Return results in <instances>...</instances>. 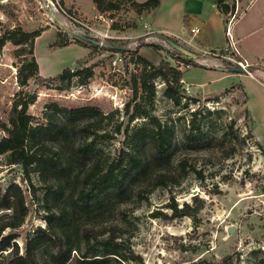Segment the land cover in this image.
Instances as JSON below:
<instances>
[{"label": "rangeland", "instance_id": "rangeland-1", "mask_svg": "<svg viewBox=\"0 0 264 264\" xmlns=\"http://www.w3.org/2000/svg\"><path fill=\"white\" fill-rule=\"evenodd\" d=\"M202 1L200 13L213 16L215 1ZM182 2L166 0L158 19L160 25L179 29ZM227 2L234 3L236 17L228 18L227 29L231 27L233 35H228L223 47L200 44L191 31V36L161 33L193 54L185 55L158 36L160 32L144 27L147 21L128 3L101 15L92 10L91 0H0V34L8 29H42L34 39V54L44 84L30 79L23 89L35 93L27 111L43 120L54 104L57 123L69 129L66 141L87 144V156L97 157L103 169L121 148H130L124 111L127 102H137L140 110H148L160 123L170 159L164 168L176 180L165 178V183L154 184V179L145 177L128 187H117L109 180L93 191L88 183L86 197L78 198L80 182L74 188L69 183L61 190L58 185L50 189L36 166L30 167L28 179L23 180L21 166L8 163L6 154H0V185L5 188L11 182L17 183L27 203L22 224L3 232L14 233L12 241L19 252L24 236L37 226H45L50 218L57 225L58 219L52 214L59 216L63 207L68 213L66 231L73 247L65 264H77L75 258L85 253L81 234L85 226L97 234L90 238V244L98 246L105 239L116 243L117 255L97 256L101 259L95 264H193L198 260L214 264L221 263L223 257L225 264H257L262 260L264 0H254L251 5L252 0ZM114 25L118 29H112ZM70 30L125 48L136 46L142 38L143 52L153 54L145 53L149 62L165 58L181 70L179 101L164 95L165 83L156 77L152 79L155 95L149 103L140 87L144 64L129 50L110 52L77 44H52L56 32L59 39L67 37L68 44L76 43ZM211 31L214 36L219 34L217 26ZM20 48L25 47L10 41L0 48V120H7L13 95L22 89L19 67L29 55L21 54ZM117 53L122 61L112 65ZM177 58L191 59L199 65L185 66ZM91 64L93 75L85 83L75 76L69 80L53 77L66 66L75 69ZM240 68L245 71H237ZM120 122L119 132L116 126ZM83 125L88 128L81 129ZM144 129L148 133L154 127L147 118L137 116L128 124L127 132L141 135ZM3 135L0 129V137ZM48 143L57 146L58 139L53 137ZM193 195L200 198L201 204L195 216H172L169 205H195ZM5 212L10 213V209H0V214ZM36 254L41 263L56 264L52 247L42 246Z\"/></svg>", "mask_w": 264, "mask_h": 264}, {"label": "trees", "instance_id": "trees-1", "mask_svg": "<svg viewBox=\"0 0 264 264\" xmlns=\"http://www.w3.org/2000/svg\"><path fill=\"white\" fill-rule=\"evenodd\" d=\"M60 1L63 3V0ZM91 1L101 15L105 12L112 13L118 10L123 3H128L136 12L158 5V0H145L143 2H137L136 0ZM216 7L223 15L222 24L225 31H227L228 18L231 16L232 18L236 17L233 11L234 3L229 4L227 0H216ZM109 19L112 21L113 17L110 16ZM111 28L118 29L115 25L111 26ZM41 30L8 29L0 34V48L6 41H10L15 45L25 47L20 48V53L29 55V58L24 60L19 67L18 81L22 89L13 95L7 120H0V129L5 132V135L0 137V154H6L8 163L21 166L24 175L23 180L28 179L30 167L36 166L41 180L50 189H53L54 185H58L61 190L63 184L68 185L69 183L74 188L75 184L80 182L78 198L86 197L87 192H84V189L88 183L90 185L89 189L93 191L109 180H112L117 187L134 186L136 182L145 177L154 179V184L165 183V178L176 182L172 175H169L167 169L164 168V165L168 164L170 159L166 152L165 140L160 133L161 125L148 110H140L137 102L132 105L127 102L124 111L127 116L124 131L130 139V148H121L117 155L105 164L103 169L99 166L97 157L89 158L87 156V151L85 150L87 144L66 141L69 137V129L64 124L57 123L56 110L52 109L55 107L54 104L50 106V112L44 115L43 120L27 111L29 104L35 99V93H30L23 89L28 86L30 79H33L38 85L44 84V78L39 74L38 63L34 56V39L40 35ZM157 35L160 37L164 36L161 33ZM73 39L77 44L94 50L110 52L131 51L132 54L136 55V60L144 64V70L140 77V87L149 103L153 101L155 95L152 79L156 77H160L165 83L164 95L174 102L179 101L181 70L177 66L171 65L165 58H161L157 64H153L141 56L139 47L145 43L142 38L136 46L125 48L124 50L100 47L74 36ZM69 41L67 37L59 39V34L56 32V39L52 44L56 47H63ZM146 45L153 49L158 48L153 43H146ZM177 60L182 64L184 63L185 66L191 64L199 65L191 59L177 58ZM146 66L148 69H146ZM253 70L254 68H250L251 72ZM92 75L93 65L91 64L86 66L79 65L75 69L66 66L53 77L69 80L75 76L80 83H85ZM137 116L147 118L154 130L145 133L144 129V133L141 135L137 131H132L129 134L127 132L128 124ZM121 125L122 122L116 126V130L119 132ZM87 128L88 125L81 126V129ZM53 137L58 139L57 146L54 147L48 143ZM178 162L181 165L182 159L178 160ZM33 192L31 190L30 193ZM193 200L196 202L195 205L185 203L183 206L178 207L175 203L170 204L172 216L188 215L194 217L201 204H199L200 198L197 195H193ZM25 202L24 190L17 183L11 182L5 188L0 185V209H10V213L0 214V264H46L41 263L36 254L37 250L42 246H50L54 249L56 264H65L73 247L69 242L70 235L66 231L67 225L65 223L68 220V213L63 207L60 208L59 216L52 214L58 219L57 225L54 223L55 220L50 218L46 220L45 226H37L31 234L24 236L21 252H19L18 245L12 241L14 233L3 234L6 228L13 230L22 224L27 211V203L25 205ZM81 234L84 239L85 253L75 258L77 264H95L101 259L97 256L117 255L116 243H110L108 239L103 240L98 246L90 244V238H96L97 236L96 231L91 227H82ZM225 260L226 257H223L221 263L225 264ZM200 262L213 264L205 260H198L193 264H200ZM221 263L217 262L214 264ZM257 264H264V257Z\"/></svg>", "mask_w": 264, "mask_h": 264}, {"label": "crops", "instance_id": "crops-1", "mask_svg": "<svg viewBox=\"0 0 264 264\" xmlns=\"http://www.w3.org/2000/svg\"><path fill=\"white\" fill-rule=\"evenodd\" d=\"M64 3L68 2V0H63ZM137 2H142L144 0H136ZM215 1V8H214V15H202L200 13L201 7L200 5L203 3L202 0H183V6L181 10V24L178 30H169L165 25H160L158 19L159 16L162 14L164 11L163 5L165 4L166 0H158V5L156 7L150 8V9H145L140 12H136V14L141 18L145 19L147 23H143L145 25L144 27L150 29V31H157L160 33H163L165 35H178V33H186L188 36L190 34V28L195 26L197 30L193 33V36L195 35L196 40L200 44L207 45L211 48H218V47H223L226 45L228 41V34H226V31L224 29V25L222 24V18L223 15L220 13V11L216 7V0ZM254 0L250 3V5L253 3ZM93 3V2H92ZM249 5V6H250ZM248 6V7H249ZM93 11H97L94 3H93ZM97 13H99L97 11ZM212 21H216L215 24H211ZM221 24V28H220ZM217 26V33L216 36L213 35L211 29ZM220 28V30H219ZM229 32L231 31L230 34L233 35L231 27H229ZM228 31V29H227ZM74 44V46L77 43H70L66 46H70ZM35 46V42H34ZM76 46L78 47H83L79 44ZM71 47V46H70ZM85 48V47H84ZM144 47H140L139 51L143 57H146L147 59H150L149 56H146L145 53L149 55H153L151 52L145 51L143 52ZM142 51V52H141ZM144 53V54H143ZM35 56V54H34ZM35 59L37 60V56H35ZM159 60L154 61L153 63H158ZM214 70V69H211ZM215 71V70H214ZM251 75V74H250ZM258 137V136H257Z\"/></svg>", "mask_w": 264, "mask_h": 264}, {"label": "water", "instance_id": "water-1", "mask_svg": "<svg viewBox=\"0 0 264 264\" xmlns=\"http://www.w3.org/2000/svg\"><path fill=\"white\" fill-rule=\"evenodd\" d=\"M69 32L74 37H76L78 39L84 40L86 42H90L91 44H94V45H97V46H100V47L110 48V49H114V50H124L125 49L124 46H119V45H114V44H110V43H107V42H102V41H99V40H97L95 38H91V37L85 36L83 34H80V33L76 32V31H73V30H70ZM162 38L168 45H170L177 52H179L181 54H185V55H193L187 49L183 48L178 43L174 42L173 40L169 39L168 37L162 36ZM237 71L244 72L245 69L240 68V69H237Z\"/></svg>", "mask_w": 264, "mask_h": 264}, {"label": "built area", "instance_id": "built-area-1", "mask_svg": "<svg viewBox=\"0 0 264 264\" xmlns=\"http://www.w3.org/2000/svg\"><path fill=\"white\" fill-rule=\"evenodd\" d=\"M197 30L196 27H191L190 31L192 33H194ZM228 32V35L230 36L231 34L229 33V30L226 31V33ZM120 61H122V56L119 55V53H117V55L115 56V58L111 61L112 65H116L117 63H119Z\"/></svg>", "mask_w": 264, "mask_h": 264}]
</instances>
